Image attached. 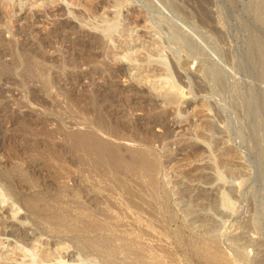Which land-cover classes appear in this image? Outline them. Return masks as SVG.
Segmentation results:
<instances>
[{
    "label": "rangeland",
    "instance_id": "374dc122",
    "mask_svg": "<svg viewBox=\"0 0 264 264\" xmlns=\"http://www.w3.org/2000/svg\"><path fill=\"white\" fill-rule=\"evenodd\" d=\"M261 58L264 0H0V264H264Z\"/></svg>",
    "mask_w": 264,
    "mask_h": 264
},
{
    "label": "bare ground",
    "instance_id": "6f19581e",
    "mask_svg": "<svg viewBox=\"0 0 264 264\" xmlns=\"http://www.w3.org/2000/svg\"><path fill=\"white\" fill-rule=\"evenodd\" d=\"M171 3V2H170ZM174 5V4H173ZM167 6V5H166ZM169 6H171V5H169ZM178 6V5H177ZM177 6H175L174 5V7H172L173 8V10H174V12H178V14H180V15H182L183 17H185L186 19H189V17H190V15L189 14H186V13H184V11H181L180 9V7L178 8ZM117 13V12H116ZM114 15H117V14H115L114 13ZM98 16V15H97ZM101 16V15H100ZM113 17V16H112ZM133 17V16H132ZM135 17V16H134ZM100 18V17H99ZM101 18H102V16H101ZM108 18V17H107ZM107 18H105L106 20H107ZM119 17H117V16H114L113 17V19H115V20H117ZM110 19V18H109ZM132 19V18H131ZM138 19V18H137ZM111 20V19H110ZM133 20V19H132ZM135 20V19H134ZM104 21V20H103ZM109 21V20H108ZM112 21V20H111ZM130 21V20H129ZM135 24L137 23V21H133ZM139 22V21H138ZM105 23V22H104ZM106 24V23H105ZM120 24V23H119ZM118 24V25H119ZM133 24V23H132ZM116 25V24H115ZM158 25V24H157ZM124 26V25H123ZM122 26V27H123ZM204 26H205V28H206V24H204ZM114 27V26H113ZM154 27V26H153ZM109 28V27H108ZM116 28V27H115ZM119 28V27H118ZM152 28V27H151ZM110 29V28H109ZM112 29L113 28H111V31H112ZM128 29H129V27H128ZM128 29H126V26L124 27V29H122V31H121V33L122 34H124V36H127L128 38H130L131 40L130 41H128L129 43L130 42H133V37L130 35V32H129V30ZM153 29V28H152ZM115 30V29H114ZM119 31H120V29H118ZM154 30H156V28L154 29ZM172 30V29H171ZM118 31V32H119ZM158 31V30H157ZM157 31L156 32H154V34H157ZM176 31V30H175ZM104 32H106V31H104ZM169 32V31H168ZM120 33V34H121ZM109 34V33H108ZM121 34V35H122ZM133 34V33H132ZM159 34V36H161L160 35V32L158 33ZM171 34H173V32L171 33ZM105 35H106V33H105ZM114 35V34H113ZM174 36H175V34H173ZM172 35V36H173ZM106 36H108V35H106ZM171 36V35H170ZM181 36V35H180ZM112 37V36H111ZM177 37V36H176ZM106 38V37H105ZM155 38V37H154ZM151 39V45L156 49V50H159L160 49V45H161V43L158 41V40H155V39ZM112 39V38H111ZM110 39V40H111ZM136 39V38H135ZM179 40V39H178ZM182 40V39H181ZM181 40H179V41H181ZM118 41H120L121 42V40H118ZM120 42H118L119 44H120ZM173 42V41H172ZM122 43V42H121ZM124 43V42H123ZM128 43V44H129ZM174 43V42H173ZM183 43V42H182ZM187 43V42H186ZM127 44V45H128ZM149 44V45H150ZM126 45V44H125ZM95 46H97V47H100L101 45L100 44H95ZM129 46H130V44H129ZM186 46V45H185ZM120 47H121V45H120ZM136 47V46H135ZM135 47H129L127 50L126 49H122V52H125L126 51V53L124 54V56L123 57H125L126 59L127 58H129V59H132L134 56H133V48H135ZM183 47V46H182ZM188 47V46H187ZM123 48V47H122ZM189 48H191V46L189 47ZM193 49V48H192ZM135 50V49H134ZM160 51V50H159ZM192 53H193V51H192ZM123 54V53H122ZM197 54V53H196ZM98 55V54H97ZM99 55H100V53H99ZM227 57V56H226ZM225 58V57H224ZM262 58H263V54H262ZM262 58L260 59V61L259 60H257V61H250L251 62V65L249 64L248 66L251 68L248 72L250 73V76L249 77H251L253 80H258V81H261V82H263L264 83V62L262 61ZM227 60H228V58H227ZM226 60V61H227ZM264 60V59H263ZM247 66V65H246ZM247 69H249V68H247ZM126 67L123 65V66H120L119 67V70H117V73L119 72L121 75H125L126 74ZM237 71H239V70H237ZM247 71V70H246ZM245 72V71H244ZM247 72V73H248ZM116 73V74H117ZM215 75V74H214ZM221 76V75H220ZM248 76V75H247ZM142 78V77H141ZM140 78V79H141ZM217 85H219V89H220V91H225L226 90V86H225V82H224V80L222 79V78H218L217 79ZM228 90V89H227ZM254 91V90H253ZM256 93V92H255ZM262 93V92H261ZM251 94V93H250ZM253 94H254V92H253ZM256 95V94H255ZM254 95V96H255ZM234 96V95H233ZM253 96V95H252ZM257 96H258V93H257ZM260 97H258L259 99H257V97H256V99H254V101L255 100H258V101H255L256 102V105H255V102L254 101H252V99H251V97H250V101H252V103L254 102V105L257 107H260V109H259V111L257 110V112H261V110L262 109H264V94H263V96H262V94L261 95H259ZM255 98V97H254ZM152 100V99H151ZM247 101V100H246ZM249 101V102H250ZM151 102H155V100L154 101H151ZM248 104V103H247ZM251 104V103H250ZM260 104V105H259ZM253 104H251V105H249V106H252ZM248 106V105H247ZM248 106V107H249ZM254 106V107H255ZM253 107V106H252ZM251 107V108H252ZM245 109V108H244ZM235 110H240V106L238 105V104H236V109ZM252 110V109H251ZM247 111V110H246ZM250 111V110H249ZM253 111V110H252ZM264 111V110H263ZM263 111L261 112L262 114L261 115H263ZM256 112V110H255V113H257ZM254 114V113H253ZM252 114V115H253ZM248 115V114H247ZM252 115H248V116H250L251 118L250 119H253V118H255L256 117V115H255V117L254 116H252ZM241 117V116H240ZM253 117V118H252ZM258 117V116H257ZM262 118H263V116H262ZM255 120V119H254ZM262 122H263V120H262ZM251 124V123H250ZM255 124H256V121H255ZM257 125V124H256ZM259 125H264L263 123L262 124H259ZM258 125V129H259V127L261 128V126H259ZM253 126V125H252ZM155 127H160L161 129H163V133L165 132V134H169V129H170V127H169V123H168V118L166 117V116H164V117H153L152 119H149L148 120V128H149V132H152L153 130H154V128ZM248 128V127H247ZM263 129V128H262ZM261 129V130H262ZM256 130V129H255ZM112 131V132H111ZM257 131V130H256ZM262 132H264V129L262 130ZM256 133V132H255ZM105 134H108V136H112L113 138H115L116 140H131L132 138H129L127 135H119V134H115L114 132H113V130H108V129H106L105 130ZM158 139H159V136H156V135H153L152 136V140L153 141H158ZM78 140L81 142V143H90V145L88 146L89 148H90V150H92V151H94V152H96L97 154H100V155H102L104 158H106L107 160H109V161H115V160H117L118 158H119V154H118V152H119V150H118V146L117 145H115V144H112L111 142H109V141H106V140H104V139H102V138H100L99 136H94V137H90L89 138V141L88 142H85V136H81V135H79L78 136ZM263 147V146H262ZM232 171V170H231ZM232 174H234L233 173V171H232ZM1 199H4L3 197H2V194H1V190H0V201H2ZM58 252V251H57ZM35 254V253H34ZM59 254V253H58ZM60 256V255H59ZM58 256V257H59ZM42 257V256H41ZM41 259V258H40ZM43 259V258H42ZM60 259V258H59ZM55 264H66L64 261H59V262H56ZM82 264H86V263H82Z\"/></svg>",
    "mask_w": 264,
    "mask_h": 264
}]
</instances>
